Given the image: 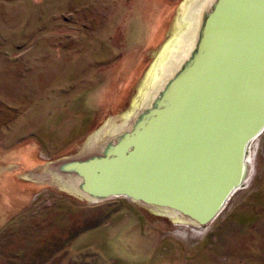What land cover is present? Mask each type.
Segmentation results:
<instances>
[{"label":"rangeland","instance_id":"obj_1","mask_svg":"<svg viewBox=\"0 0 264 264\" xmlns=\"http://www.w3.org/2000/svg\"><path fill=\"white\" fill-rule=\"evenodd\" d=\"M189 1L0 0V264H264V132L248 186L203 232L53 170L108 119L134 123Z\"/></svg>","mask_w":264,"mask_h":264},{"label":"water","instance_id":"obj_2","mask_svg":"<svg viewBox=\"0 0 264 264\" xmlns=\"http://www.w3.org/2000/svg\"><path fill=\"white\" fill-rule=\"evenodd\" d=\"M205 6L199 56L179 77L181 92L142 109L130 133L101 145L104 156L60 163L82 177L76 191L168 207L205 224L248 178L247 142L264 130V0Z\"/></svg>","mask_w":264,"mask_h":264},{"label":"bare ground","instance_id":"obj_3","mask_svg":"<svg viewBox=\"0 0 264 264\" xmlns=\"http://www.w3.org/2000/svg\"><path fill=\"white\" fill-rule=\"evenodd\" d=\"M205 1L206 0H190L181 7L182 11L179 15L180 17L177 22L175 34L169 41L168 45L165 46L160 52V55L157 59V65L153 70L152 79L147 88L145 90L141 89L143 93L142 99H140L139 102L142 103L143 109H150L153 107L154 103H158L161 100L177 97V94L181 92V86L178 85L179 77H181V75L187 71L190 65L199 56L200 49H198V46L200 45L201 28L203 26L204 16L210 10L208 9L210 6H205L204 8L200 9V6H203ZM181 23H184V25L182 26ZM137 103L138 101L133 104V107H135ZM140 112H143V110L139 111V108H135L131 114V117H134ZM129 114H127V116L123 119V122L117 124L115 123L109 128H107V126L110 124L111 120L108 119L99 131H96L92 136L89 137L85 146L86 150L84 151V155L81 157L87 158L93 156L92 153H95L93 152L95 150V144L99 140L110 139L114 136H118V138L122 140L125 135L130 133L131 125L128 123V118L130 116ZM106 129L108 131L106 134H104V130ZM263 132L264 130L259 135L247 142V152L245 157L249 162L251 160V157H249L250 146L257 141L258 137ZM112 143L114 144V142ZM107 151L108 150L106 147L102 146L97 150V154L94 155L104 156ZM53 170L59 177H61V179L67 181V183H69V185L75 190L76 186L81 185L82 183V177L78 172H76L75 169H73V167L69 170H62L61 164H58L53 168ZM248 174V178L245 179V181H242V186L235 190V192H233L225 201L221 211L225 208L234 193L248 186L252 177V169ZM43 176L44 175H39L36 177L43 179ZM148 208L157 214H161L173 219L177 223L181 222V224L186 225L195 232H203L207 230V228L210 226V223H212L214 220L213 219L205 224H196L189 217L174 209L168 207H155L152 205L148 206Z\"/></svg>","mask_w":264,"mask_h":264}]
</instances>
